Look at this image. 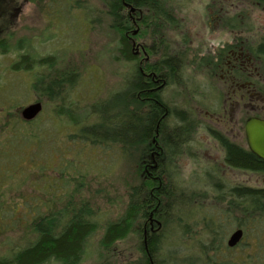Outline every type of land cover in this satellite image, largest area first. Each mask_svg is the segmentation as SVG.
Here are the masks:
<instances>
[{"label":"trees","instance_id":"16d2710c","mask_svg":"<svg viewBox=\"0 0 264 264\" xmlns=\"http://www.w3.org/2000/svg\"><path fill=\"white\" fill-rule=\"evenodd\" d=\"M99 1L106 9L105 16L113 21L117 37L116 60L125 62L127 77L125 89L120 95L111 97L107 102L93 103L89 108L84 109L88 113L87 118L77 119L76 113L79 109L72 102H68L66 106L62 105L69 101L67 93L74 86L76 74L64 73V71L55 73L53 57L38 55L30 41L20 38L13 42V37L0 38V56L13 54L16 57L9 67L13 73L33 74L31 88L48 102H57L59 105L55 109L57 117H65L68 123L75 127L82 124L78 128L77 135H71L69 138L72 142H83L90 151L100 149L99 151L103 153L110 146L111 148L117 146L120 154L124 152L128 154L135 148L139 153L137 158L139 168L141 165L145 167L151 146L153 147L152 143L156 142L162 152L161 160L156 170H151L135 187L132 185L127 188L124 211L117 219L110 222H101L96 214L94 215L91 206L84 202L70 207L65 205L66 208L61 211L52 209L41 211L40 206L31 208L33 205L28 204V207H25L28 211H25L23 216H32L28 220L29 225L26 223L25 228L33 236V241L13 252L10 258L1 259L0 264H83L88 260V250L95 239L100 252L103 253L117 242L124 240L137 226H139L138 232L142 234L140 257L127 264H186V258L189 257H184L183 253L187 248L195 249V264L197 262L221 264L219 254H223L228 246L221 237L218 238L222 232L220 228H223L219 216V218L231 216L228 222L233 225L234 231H242L241 242H246V245L243 247L242 243H238L236 249L245 251L246 256L241 258H244L247 264H251L250 256L264 255V191L253 190L242 184L233 185L228 192L229 200L225 209L220 214L214 215L210 208L205 209L199 205L198 193L185 191L173 183V178L178 173L174 162L188 143L196 121L189 109L183 108L176 102L174 104L167 98L169 96L167 92L174 89L177 91L176 94L185 100L186 95L181 92L185 83L183 75L177 70L176 60H165L160 63L157 70L167 68L168 74H163L168 75V81L173 85L163 94L151 93V79H145L140 75L136 56L133 55L127 40L121 36L120 0ZM133 1L134 6L153 12L165 8L164 4L167 6V0ZM252 1L264 7V0ZM70 2H74V8L82 14L90 13L91 9L84 7L81 0H70ZM145 70L155 72L156 66L147 64ZM21 110L18 111L19 120L6 109L5 112L4 109L2 110L0 193L5 192L1 190L2 188H12L13 183L10 180L17 177L15 175L17 171L37 170L43 176L40 181L48 183L52 177H47L46 171H51L54 176L53 186L59 181L58 171H63L62 164L58 163L56 157L42 159L49 149L48 137L45 136L43 142L45 150L41 152L33 145H29L33 142L41 143L39 136L45 131L41 130V127L38 128L40 126L38 116L31 121H25L20 117ZM85 122L88 124H84ZM18 124L30 128L29 137L17 136V141L10 143L16 136L5 135L7 138L2 140L5 131L11 134ZM222 145L226 153L225 162L229 166L246 170L258 165L257 159L250 154L228 143L222 142ZM26 147H29L27 153H25L27 149L23 152V148ZM39 160L45 161L41 164ZM50 160H53L54 164L51 167L48 164ZM93 163L98 165L95 158ZM171 165L175 167V171H171ZM79 175L80 172L74 177ZM74 181L72 180V183ZM217 182L215 188H218L217 193H219L221 180ZM81 186L83 184L80 182L76 184L77 189ZM183 212L192 217L190 222L180 218ZM213 217L216 219L214 222ZM198 225L200 230L198 229L196 235L192 237V227ZM201 233L205 235L200 238ZM186 242L188 246L185 245ZM249 248H254L255 251L249 253Z\"/></svg>","mask_w":264,"mask_h":264},{"label":"rangeland","instance_id":"374dc122","mask_svg":"<svg viewBox=\"0 0 264 264\" xmlns=\"http://www.w3.org/2000/svg\"><path fill=\"white\" fill-rule=\"evenodd\" d=\"M240 1L241 4H237L239 17L236 23L244 25L245 28L250 24L256 28H263L264 7L251 0ZM204 2L205 0H179L178 3L182 4L185 13L189 14L203 7ZM81 3L93 12L91 13L90 10L89 14L86 12L82 14L74 8V2L70 0H0L1 15L3 12V15H0V38L13 37V42L24 38L32 43L33 50L38 55L53 57L55 73L56 71L75 73L74 86L67 93L69 101L62 105L66 106L68 102H72L79 109L76 113L77 119L83 120L88 117L84 109L89 108L93 103L107 102L111 97L120 95L125 89L127 75L125 62L116 60L117 37L113 21L105 16L106 9L99 0H81ZM15 60L13 54L0 56V125H2L3 109L19 120L20 109L40 101L42 110L38 115L40 124L38 128L41 127L45 132L39 136L41 143L33 142L29 145H33L41 152L45 150L43 145L45 136L48 137L49 149L42 159L56 157L58 163L62 164L63 171H58L60 175L56 186H53L54 176L51 171H46V176L52 177L49 180L50 184L40 181L43 176L37 170L17 171L15 174L17 177L10 180L13 183L12 188L1 189L5 192L0 193V260L10 258L13 252L33 241V236L25 228L32 216H23L24 212L28 211V208H25L28 204L33 205L31 208L40 206L41 211L48 209L61 211L66 208L65 205L70 207L84 202L91 206L94 215L96 214L101 222H110L123 213L127 188L132 185L135 187L140 183L150 173L153 161L158 164L161 160V156L158 159L148 158L145 167L141 165L139 168L137 164L139 153L135 148L128 154L126 152L120 154L117 146L106 148L105 153L100 152V149L91 152L85 143L69 140L71 135H77L78 128L82 124L75 127L69 124L65 117H57L55 114V109L59 107L57 102H48L31 88L33 74L13 73L9 70ZM176 92L174 89L167 92L169 101L179 105L189 103V99L183 100ZM189 112L196 120L201 119V117L197 118L196 112ZM195 125L196 121L194 127ZM16 126L11 134L5 131L2 140L7 138L5 135L16 136L10 143L16 142L17 136L29 137L30 128L21 124ZM206 140L205 131L194 128L188 143L181 150L182 154L174 162L178 173L174 176L173 183L185 191L198 193L199 205L205 209L210 208L216 215L225 209L229 200L228 192L233 185L246 186L253 185L254 182L250 175L240 171L207 170L205 168L207 152L203 153L204 149H202L203 146L206 148ZM28 148H23V152L24 149H27L25 153L29 152ZM150 150L152 153V146ZM94 158L98 165L93 163ZM45 160L39 161L43 164ZM48 164L49 167L53 166V160L48 161ZM174 166L171 165V171H175ZM78 172L80 175L74 177ZM72 180H78L83 186L77 189L78 182L72 183ZM219 180L221 183L217 193L218 188H215V183ZM80 199L84 201H79ZM219 217L222 227H226L224 230L220 228L222 232L218 238L221 237L226 243L230 235L235 232L233 225L228 222L231 216ZM180 218L188 222L192 220V217L185 212ZM214 221L216 219L213 217ZM138 228L139 226L124 240L117 242L103 253L100 252L95 239L88 250V260L83 264H127L138 260L142 238ZM192 228L193 237L197 230H200V226ZM203 235L205 234L201 233L199 237ZM240 243L243 247L246 245V242ZM187 244L186 242L185 245ZM225 250L223 254H219L221 264L233 262L247 264L245 259L241 258L246 256L245 251L236 249V246ZM183 255L189 257L186 258V264H195V249L187 248ZM250 257L251 264H264V255Z\"/></svg>","mask_w":264,"mask_h":264},{"label":"flooded vegetation","instance_id":"af4514ba","mask_svg":"<svg viewBox=\"0 0 264 264\" xmlns=\"http://www.w3.org/2000/svg\"><path fill=\"white\" fill-rule=\"evenodd\" d=\"M178 2L167 0L165 8L153 12L134 6L133 0H120L121 36L136 56L140 75L151 79V93L171 88L168 69H157L165 60L177 61L185 80L181 92L185 101L189 99L180 106L201 117L195 129L207 135V149L202 147L207 152L205 168L246 173L254 182L246 186L264 191V161L250 151L244 135L247 120L264 121V27L236 23L240 0H205L189 14ZM147 64L156 71H146ZM222 142L250 154L258 165L246 170L229 166ZM152 144L147 158L158 159L162 152L156 142ZM157 167L153 161L151 170Z\"/></svg>","mask_w":264,"mask_h":264},{"label":"water","instance_id":"95a60500","mask_svg":"<svg viewBox=\"0 0 264 264\" xmlns=\"http://www.w3.org/2000/svg\"><path fill=\"white\" fill-rule=\"evenodd\" d=\"M41 110L40 103H32L21 110L20 117L25 121H31L40 114ZM244 135L250 151L264 161V121L259 119L247 120L244 125ZM241 239V230L233 232L227 240L228 248L235 247Z\"/></svg>","mask_w":264,"mask_h":264}]
</instances>
